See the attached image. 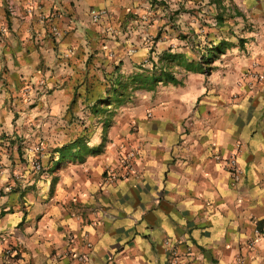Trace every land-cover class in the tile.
Here are the masks:
<instances>
[{"label":"crops","instance_id":"obj_1","mask_svg":"<svg viewBox=\"0 0 264 264\" xmlns=\"http://www.w3.org/2000/svg\"><path fill=\"white\" fill-rule=\"evenodd\" d=\"M67 250L264 264V0H0V264Z\"/></svg>","mask_w":264,"mask_h":264},{"label":"built area","instance_id":"obj_2","mask_svg":"<svg viewBox=\"0 0 264 264\" xmlns=\"http://www.w3.org/2000/svg\"><path fill=\"white\" fill-rule=\"evenodd\" d=\"M7 9L9 10L10 14H14L15 9L13 7V5L11 4H7L6 5ZM92 18L94 20H98L101 12L97 11L95 9H92L90 11ZM39 149V148H38ZM136 156V151L132 148L129 149H124L122 152V155H120L119 157V163L123 169V171H121L120 173L114 170H109V172H107L106 174V181L109 182H113L118 178H126L129 175L135 173L134 171V158ZM39 158L35 159V161H33V165L35 167V169H40L41 164L38 160ZM227 164H228V168L232 173L233 179L235 181H238L241 175V171L238 168V165L236 163V158L234 156H230L227 160ZM11 189V187H7V190ZM259 237V232L256 231L255 232V237L252 238L249 241V245L252 246L254 244V242L257 240V238ZM87 246H89V244H87ZM7 255H10L11 252L10 250L6 251ZM62 256H66L72 260L75 261V264H85L86 263V257L84 254L82 253H74L71 250H67L64 253H55V258H60ZM67 264H71V263H67ZM169 264H192L191 262L185 261L183 259H181L178 255H176L174 252L169 260Z\"/></svg>","mask_w":264,"mask_h":264}]
</instances>
